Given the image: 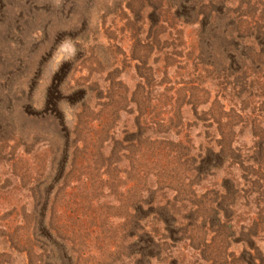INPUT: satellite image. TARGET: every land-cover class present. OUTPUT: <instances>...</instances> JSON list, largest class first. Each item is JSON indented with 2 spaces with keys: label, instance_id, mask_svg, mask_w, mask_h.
<instances>
[{
  "label": "rangeland",
  "instance_id": "obj_1",
  "mask_svg": "<svg viewBox=\"0 0 264 264\" xmlns=\"http://www.w3.org/2000/svg\"><path fill=\"white\" fill-rule=\"evenodd\" d=\"M241 26L250 29L244 34L251 36L243 37ZM263 30L264 0H0V208L13 201L28 204L31 211L33 201H40L34 209L39 213L47 202L46 213L56 225L64 201L117 202L115 166L109 160L111 139L125 140L133 127L135 114L129 113L133 93H144L146 99L151 92L149 98L161 97L163 103L176 94L189 102L203 85L225 105L234 102L236 75L230 53L244 59L257 51L264 59ZM210 63L220 65L219 71ZM261 77L260 69L257 81ZM121 106L124 112L117 113ZM207 106H199V114ZM188 108L191 122L192 107ZM251 139L245 132L241 142L249 147ZM73 141L79 143L78 149ZM123 169L127 171L126 165ZM232 177L241 178V171L226 164L195 186V193L223 210L216 192ZM130 185L129 180L124 188ZM250 190L240 201L254 205L256 201L264 208V194ZM164 194L175 197L171 191ZM110 205L90 211L81 207L72 226L83 255L79 264L132 263L126 258L116 261L123 248L104 243V237L111 235L110 223L117 222ZM184 207L191 205L184 202ZM256 211L252 206L250 214L238 218L251 224ZM0 213L6 216L3 208ZM21 215V209L14 210L12 218L19 221ZM212 220L193 235L191 227L181 234L160 231L161 247L152 253L157 257L154 264H226L215 256ZM263 220L256 238L230 241L229 255L240 260L236 263L230 257V264H264ZM35 256V264H52V259ZM26 259L17 254L11 264H27Z\"/></svg>",
  "mask_w": 264,
  "mask_h": 264
},
{
  "label": "trees",
  "instance_id": "obj_2",
  "mask_svg": "<svg viewBox=\"0 0 264 264\" xmlns=\"http://www.w3.org/2000/svg\"><path fill=\"white\" fill-rule=\"evenodd\" d=\"M241 30L243 34L250 32V29L242 26ZM236 32L239 34L240 27H237ZM247 36L251 35L244 34L243 37ZM230 50L227 49V52L232 51ZM262 58L263 55L257 51H252L244 59L230 53L229 61L233 64L231 68L234 67L233 73L236 75L233 90L241 91H234V102L226 100L227 105L220 98L212 97L211 91L203 85L194 92L193 100L189 102L184 101L182 96L173 94L163 103L161 97L149 98L151 92L145 99V94H139L136 90L131 98L133 113L129 112L135 114L133 127L127 130L125 140L120 142L118 139H111L113 147L109 160L114 161L119 200L107 204L104 201H64L63 211L58 216L56 225L46 213L47 202L41 212L36 213L34 209L40 201H33L34 209L31 211L26 208L28 204L5 201V208H1L6 216L0 213V264H11L12 256L17 254H25L27 264H35L32 259L35 255L39 259H52V264H79L83 255L79 251L80 241L72 227L79 211L83 206L90 211L94 207L103 209L108 204L113 206L117 222L110 223L111 235L104 237V243L109 248H123L116 255V261L126 258L130 259L131 264H154L157 257L152 253L161 247L160 231H176L181 234L188 232L191 227L193 235L200 226L213 222L214 218L218 249L216 259L230 264L228 260L231 257L233 262L240 263L239 259L235 260L234 254L228 253L230 241L237 239L235 242L238 243L242 241V236L256 238L260 231V220L264 217V208L260 209L256 205L258 202L254 201V205L253 201H240L242 193L249 187L252 188L251 193L259 191L257 195L264 194ZM209 66L214 71H219L220 65L210 63ZM260 69L262 77L259 82L257 79ZM150 81L155 83L156 77H150ZM220 97L225 100V97ZM211 99L214 100L212 103ZM235 100L244 107L238 108ZM127 101L128 99L125 103ZM188 105L192 107L191 122L187 119ZM201 105H208L209 108L199 114L198 107ZM124 109L121 106L116 112H124ZM192 129L200 130V134L193 135ZM244 131L252 138L249 147L241 142ZM71 135L69 132V139ZM173 135H184V139L173 140ZM76 142L73 141L74 149L79 147ZM101 144L102 142L99 146ZM93 147L95 148L94 145ZM226 164L237 165L241 178L225 179L220 185V192H216V196L225 205L222 210L212 206L205 196L198 197L194 188L206 177L214 176ZM124 165L127 171H124ZM127 172L131 175L124 178ZM129 180L130 188L125 189L124 185ZM241 181L244 182L242 186ZM167 191L174 192L175 197L166 196L164 193ZM184 202H188L191 208L186 209ZM73 206L72 215L68 217L67 213ZM252 206L257 210V219L249 218L252 220L251 224L242 223L244 219L238 217L242 213L250 214ZM19 209L22 215L18 221L12 215L14 210L18 213ZM240 209L243 210L242 213ZM62 215L64 218H61Z\"/></svg>",
  "mask_w": 264,
  "mask_h": 264
}]
</instances>
